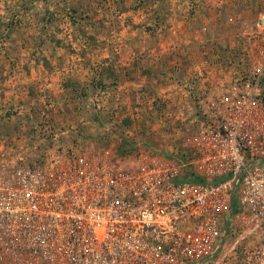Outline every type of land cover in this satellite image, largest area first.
<instances>
[{
  "label": "rangeland",
  "instance_id": "rangeland-1",
  "mask_svg": "<svg viewBox=\"0 0 264 264\" xmlns=\"http://www.w3.org/2000/svg\"><path fill=\"white\" fill-rule=\"evenodd\" d=\"M185 1L0 0V171L57 148L186 162L203 112L262 60L264 0ZM263 247L235 208L209 264H259Z\"/></svg>",
  "mask_w": 264,
  "mask_h": 264
},
{
  "label": "built area",
  "instance_id": "built-area-1",
  "mask_svg": "<svg viewBox=\"0 0 264 264\" xmlns=\"http://www.w3.org/2000/svg\"><path fill=\"white\" fill-rule=\"evenodd\" d=\"M254 26L264 42V12ZM260 55L203 112L186 162L57 148L2 169L0 264H209L233 209L264 223V46Z\"/></svg>",
  "mask_w": 264,
  "mask_h": 264
},
{
  "label": "crops",
  "instance_id": "crops-1",
  "mask_svg": "<svg viewBox=\"0 0 264 264\" xmlns=\"http://www.w3.org/2000/svg\"><path fill=\"white\" fill-rule=\"evenodd\" d=\"M184 2H186V1L184 0ZM169 47H170L171 49H176V47H174L173 45H172V47H171V46H169ZM176 50H177V49H176ZM171 51H172V50H171ZM171 51H170V52H171ZM203 52H204V49H203ZM172 56H175V55H172ZM180 59H181V58H180ZM181 60H182V59H181ZM200 64H202V62H200ZM180 71H182V68H180L178 72H180ZM213 83H214V82H213ZM217 83H218V82H216L215 84H217ZM228 92H229V91H228V89H227V90L225 91V93L230 94V93H228ZM210 93H211V92H210ZM210 93H207V96L205 97L207 100H209V99L212 98V94H213V93H211V94H210ZM225 93H224V94H225ZM213 95H214V94H213ZM215 95H216V94H215ZM208 96H209V97H208ZM205 105H206V104H205ZM207 106H208V105H207ZM207 106H206V107H207Z\"/></svg>",
  "mask_w": 264,
  "mask_h": 264
},
{
  "label": "trees",
  "instance_id": "trees-1",
  "mask_svg": "<svg viewBox=\"0 0 264 264\" xmlns=\"http://www.w3.org/2000/svg\"><path fill=\"white\" fill-rule=\"evenodd\" d=\"M263 96H264V94H263ZM195 179L198 180V181L202 180V178L200 176L195 177Z\"/></svg>",
  "mask_w": 264,
  "mask_h": 264
}]
</instances>
